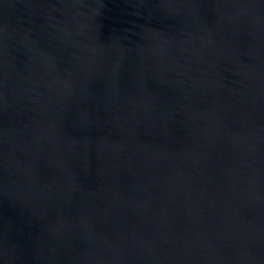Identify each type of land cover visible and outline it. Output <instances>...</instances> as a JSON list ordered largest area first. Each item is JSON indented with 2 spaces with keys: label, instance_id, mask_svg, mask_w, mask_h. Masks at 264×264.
<instances>
[{
  "label": "water",
  "instance_id": "95a60500",
  "mask_svg": "<svg viewBox=\"0 0 264 264\" xmlns=\"http://www.w3.org/2000/svg\"><path fill=\"white\" fill-rule=\"evenodd\" d=\"M0 264H264V0H0Z\"/></svg>",
  "mask_w": 264,
  "mask_h": 264
}]
</instances>
